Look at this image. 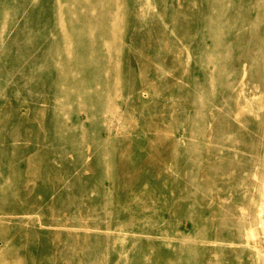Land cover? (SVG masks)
<instances>
[{
	"label": "rangeland",
	"instance_id": "374dc122",
	"mask_svg": "<svg viewBox=\"0 0 264 264\" xmlns=\"http://www.w3.org/2000/svg\"><path fill=\"white\" fill-rule=\"evenodd\" d=\"M192 1L194 17L188 22L194 26L191 47L172 51L171 56L169 50L155 56L132 50L137 74L131 100L134 108L130 111L123 106L113 108L107 119L111 126L115 124L113 135L120 125L126 138L135 136V132L138 142L141 135L153 140L154 150L146 147L142 151L162 154V165L170 178L165 189L168 199H157L160 188L147 192L148 184H145L135 202L152 203L154 211L144 214L127 209L124 202L115 198L107 221L117 227L99 230L93 227L100 217L91 203L103 200L102 190L113 192V186L122 184L120 166L110 161L105 173L106 167L93 153L91 138L85 140L82 135H74L73 149L66 151L63 158L56 149L50 150L46 120L54 108L43 96V89L36 88L42 74H47V69L37 63L39 58H46V52L40 50H50L59 33L58 5L55 0H0V264H186L185 257L175 254V243L192 233L202 236L194 240L197 255L192 264H264V181L259 178L262 171L256 167L250 172V167L240 160L239 166L245 164L239 171L218 175L227 183L213 186L210 178L213 165L201 161L209 156L208 150L190 147L180 151L198 138L187 132L193 126V83L203 78L202 71L193 64L196 54L192 46L197 45L201 36L198 22L205 5L202 0ZM162 3L169 14L174 0H162ZM137 6L138 3L134 4ZM130 34L131 27L126 25L123 37L127 39ZM253 40L247 33L244 50L249 49L248 43ZM124 50H130L129 44L124 45ZM69 53L72 58L80 56L74 50ZM173 56L177 58L175 62L170 59ZM173 65L180 66L178 74ZM23 72L34 85L25 90L27 93L19 92L20 83L26 80ZM171 77L176 79L172 81ZM182 77L190 80L189 94L184 98L171 95L172 89L181 85ZM46 83L48 87L49 82ZM228 86L223 79L214 98L229 97ZM245 86L236 87L230 103L236 116L245 117L243 133H248L246 139H249V134L257 131L258 113L264 112V95L254 98L258 85ZM200 92L214 99L209 90ZM34 93L38 96L36 102L31 99ZM183 109L187 111L185 114L178 113ZM213 109L209 106L205 113L211 116ZM80 117L83 119L84 114ZM75 122L74 117L67 120L70 126ZM58 136L60 141L67 138L64 132ZM212 138L213 134L207 135L206 140ZM176 140L180 143L177 147ZM242 151L245 158L253 155L252 149ZM110 152L121 154L120 150ZM158 160L142 155L138 164H159ZM235 164L232 158L220 162L225 166ZM141 175L149 177L148 173ZM241 178L244 180L240 183ZM131 191H122L120 196ZM223 203L234 211L230 213L219 207ZM235 214H242L243 226L237 223ZM132 217L143 232L119 229L120 224ZM163 229L172 235H162ZM157 231L160 233L156 234ZM149 253L153 259H148ZM159 254L163 255L162 260L155 258Z\"/></svg>",
	"mask_w": 264,
	"mask_h": 264
},
{
	"label": "bare ground",
	"instance_id": "6f19581e",
	"mask_svg": "<svg viewBox=\"0 0 264 264\" xmlns=\"http://www.w3.org/2000/svg\"><path fill=\"white\" fill-rule=\"evenodd\" d=\"M55 1L59 9L57 13L61 16L58 21L59 33L55 35L50 50H40V52H46V58L37 60V63L47 69V74H42L43 79H39L36 88L43 89V96L51 101L55 111L46 120L47 128H45L50 132L47 145L50 150L56 149L63 158L66 151L70 152L73 149L71 145L76 141L74 135H82L85 140L91 138L94 146L93 153L100 164L106 167L105 173L110 161H116L119 164L122 184L113 186V192L102 190L103 200L100 203L95 201L91 203V208H94L95 213L98 214L97 217H100L97 223L94 221L93 227L99 230H111L117 227L107 221L112 215L115 198L124 202L123 206L127 209L141 211L144 214L155 209L152 203L138 205L135 202L145 184H148L147 192L160 188V196H157V199L163 201L168 199L165 189L170 178L167 170L163 168L162 154H143L142 151L146 147L154 150L153 140L141 135L142 138L138 142L135 132V136L126 138V132L122 131L123 128L120 125L115 129L116 135H113L112 128L115 124L111 126L107 121L113 108L118 109L123 106L126 111L134 108L131 100L136 89L137 74L134 71V57L131 52L141 50L145 54L155 56L162 54L163 50H169L168 55L171 56L172 51L190 48V41L194 40L191 34L194 26L189 25L188 22L194 17L195 4L192 0H174L171 12L168 14L162 6V0ZM202 1L205 7L198 22L201 36L192 49L196 54L195 57L193 56L195 62L193 64L195 69L202 71L203 78L202 81L199 78L193 83V126L187 132L190 136L197 135L198 138L195 141L191 140L193 144L184 146L180 151L190 147L208 150L209 156L201 161L202 163L210 162L213 165L210 166L213 186L227 183L226 180L218 178L219 174H234L245 163L247 167H250L248 169L250 172L256 167L261 170L262 174L259 178L264 181V112L258 113L257 131L249 134V141L246 139L248 133H243L245 117L236 116L230 103L238 85L243 88L246 87L245 85H258L259 91L255 92L253 97L264 95V0ZM136 3L138 6L135 8ZM181 5L184 8L181 9ZM36 9L42 12L40 8ZM126 25L131 27V34L127 39L123 37ZM247 33H250L254 40L248 43L249 49L244 50V39ZM185 38L190 39L189 42ZM126 43L129 44L131 51L124 50ZM69 50H74L80 56L72 58ZM170 59L172 62L177 60L175 56ZM71 64L74 66L70 67ZM177 66L173 65L178 74L181 68ZM157 68L159 69V63ZM24 74L23 72V77H25ZM25 79L20 83L22 87L20 93H27L25 90L29 86L34 87L30 78L25 77ZM170 79L174 81L176 78ZM223 79L225 84L229 85L228 94L230 95L225 98H214ZM180 80L181 85L173 88L171 95L184 98L189 94L187 89L190 86V80L185 77ZM46 82H49L48 87H45ZM202 89L209 90L214 99L201 95ZM31 99L36 102L38 96L35 93L31 94ZM209 106L214 108L211 116L205 113ZM186 112V109H183L178 113ZM82 113L83 119L80 117ZM116 114L122 117L117 111ZM144 116L146 117V113ZM72 117L76 122L70 126L67 120ZM227 127L228 130L225 132ZM60 132H64L67 138L60 141L58 136ZM141 132L142 130L139 135ZM211 134H213L212 140H206L207 135ZM179 144L176 140L175 147ZM243 148L252 149L251 158L244 157ZM110 150H120L121 154L119 155L118 152L112 154ZM142 155L145 158H151V156L158 158L157 162L161 165H139V158ZM228 158L236 161L235 166L220 165L221 161ZM240 160H244L245 163L239 166L237 162ZM142 173H148L149 177L143 178ZM198 177L203 178V176ZM154 179L158 181L154 182ZM125 180L126 184L123 183ZM243 180V178L239 179L240 183ZM129 189L132 191L125 193L124 197L120 196L122 191ZM219 207L230 213L234 211L224 203L219 204ZM164 209L167 210L166 205ZM242 214L234 215L241 226L245 224V219L241 218ZM129 220L127 223L120 224L119 229L126 228L120 230L129 233L143 232L140 231V225L134 217ZM159 233V231L156 232V234ZM161 234L172 235L166 229H163ZM198 237L202 236L198 235ZM198 237L196 233H192L183 236L185 240L175 243V254L185 257L183 260L186 264H192V259L197 255L194 240ZM170 243L173 242L170 241ZM147 257L150 259L152 255L149 253ZM155 258L162 260L163 255L159 254Z\"/></svg>",
	"mask_w": 264,
	"mask_h": 264
}]
</instances>
